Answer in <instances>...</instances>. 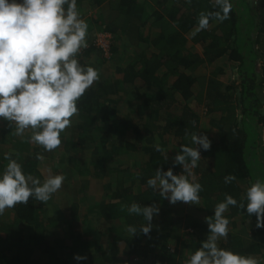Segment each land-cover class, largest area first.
Segmentation results:
<instances>
[{
    "label": "trees",
    "instance_id": "trees-1",
    "mask_svg": "<svg viewBox=\"0 0 264 264\" xmlns=\"http://www.w3.org/2000/svg\"><path fill=\"white\" fill-rule=\"evenodd\" d=\"M232 3L228 20H212L191 37L199 14L216 10L213 0H77L89 26L79 62L102 70L119 56L108 75L129 97L121 106L106 92L98 94L94 83L78 102L72 126L61 134L62 150L53 152L18 142L3 121L0 171L7 164L5 154L41 181L48 168L66 177L76 200L56 203L58 192L46 204L30 199L6 210L0 216V264H77L73 257L81 251L87 257L82 264H186L207 238L206 218L224 195L239 202L250 181L264 179V0ZM135 23L137 42L124 46V35ZM99 32L111 37L107 56L94 45ZM209 70L202 89L199 80ZM228 72L233 80L220 82ZM106 79L100 72L98 82L107 85ZM200 132L211 141L193 170L203 188L200 204H169L146 180L158 167L181 174L174 156L179 145L190 144L191 133ZM157 143L166 159L154 150ZM37 154L45 159L38 161ZM79 154L93 159L82 166L75 158ZM227 175L235 181L225 184ZM90 194L96 200L84 207ZM132 202L160 209L148 236L138 230L130 237L126 231L144 223L122 210ZM225 215L229 235L219 246L264 264V229L255 227V216L236 207ZM91 219L98 220L100 231Z\"/></svg>",
    "mask_w": 264,
    "mask_h": 264
},
{
    "label": "clouds",
    "instance_id": "clouds-1",
    "mask_svg": "<svg viewBox=\"0 0 264 264\" xmlns=\"http://www.w3.org/2000/svg\"><path fill=\"white\" fill-rule=\"evenodd\" d=\"M191 4V0H185ZM216 10L201 12L194 29L195 37L209 28L210 21L219 23L229 19L233 10L232 0H213ZM88 24L81 18L77 0H0V121L14 128L15 135L22 137L30 131L29 142L45 152H53L61 145V134L70 128L73 118L79 115L78 102L94 83L100 72L92 66H84L78 60L82 49L88 47ZM194 124V122H193ZM211 141L207 135L190 134V144L179 145L172 161L179 165L181 174L172 168H156L146 180L147 187L158 193L169 204L181 202L200 204L202 185L196 182L193 170L201 159L200 152L207 151ZM154 150L166 152L159 143ZM36 159L43 161L42 154ZM7 164L0 171V216L18 204L27 205L30 199L48 203L57 194L66 177L53 174L45 168L40 177L25 174L22 165L4 155ZM234 175L223 178L225 184L235 181ZM230 207L255 216V227L264 229V179L250 181L243 200L225 194L213 214L206 218L208 235L200 246L189 255L186 264H261L254 256H245L221 248L218 241L227 239L230 220L225 215ZM129 215L142 217L139 227L128 225L130 237L137 231L148 236L153 228V218L159 215L156 205L141 206L132 202L122 206ZM77 264L86 256L74 255Z\"/></svg>",
    "mask_w": 264,
    "mask_h": 264
},
{
    "label": "crops",
    "instance_id": "crops-1",
    "mask_svg": "<svg viewBox=\"0 0 264 264\" xmlns=\"http://www.w3.org/2000/svg\"><path fill=\"white\" fill-rule=\"evenodd\" d=\"M96 10L97 9H95V11ZM99 14L100 13H98L97 16ZM104 15H106L105 11H104ZM137 26L138 25H136V23H135V24H133V25L128 27V31H126V37L124 35V38H123V40L121 42L124 46L129 45V47H131V46H134L136 44L137 39H138ZM99 33H97L95 35V38H96V36ZM118 57L119 56L115 57L107 65H104L102 67V70L99 69L100 72L103 73L104 75H106V73H107V79L106 80H108V83H107V85H105L102 81L96 82L95 88H96V91L98 92V94H103L104 92H106L105 97H108L109 99L116 101L117 104H120L122 106V105H124L123 102L129 97L128 92L125 90L126 88L121 87L118 83L116 85H114V82H115L116 78L109 76L111 74L112 70L116 67V64H117V61H118ZM94 59L97 60V58H94ZM117 90H119V91H117ZM3 124H4L3 121H0V130L3 127ZM12 134H13L14 138L18 142H25L26 140L29 141V137L31 135L30 131H26L25 134L22 137L16 136L14 128L12 130ZM62 141L63 140H61V142ZM29 144H30V146H33L32 143L29 142ZM92 157L93 156L91 154H89V155L88 154L75 155V158L78 159V161L81 163L82 166H84V164L87 161V159L88 160H92L93 159ZM79 166H80V164H79ZM68 186H70V185H68L67 183L64 182L61 190L59 191V196L56 197V199H57L56 203L62 202V204L64 203V205H65V204H68V203L72 202L71 200H73V199L76 200L75 196H73L76 192L70 190L68 188ZM93 200H96V199L94 198L93 194L92 195L90 194L88 203H86L84 205V207L92 205L93 204ZM89 201H90V203H89ZM91 221H92V223H91L92 227L94 229L100 231L101 228L99 227L98 220L97 219H91ZM79 254L83 255V256L86 255L84 251H81Z\"/></svg>",
    "mask_w": 264,
    "mask_h": 264
},
{
    "label": "built area",
    "instance_id": "built-area-1",
    "mask_svg": "<svg viewBox=\"0 0 264 264\" xmlns=\"http://www.w3.org/2000/svg\"><path fill=\"white\" fill-rule=\"evenodd\" d=\"M110 35L105 34V33H99L95 40H94V45L96 48H98L103 55H108L109 53V47H110Z\"/></svg>",
    "mask_w": 264,
    "mask_h": 264
},
{
    "label": "rangeland",
    "instance_id": "rangeland-1",
    "mask_svg": "<svg viewBox=\"0 0 264 264\" xmlns=\"http://www.w3.org/2000/svg\"><path fill=\"white\" fill-rule=\"evenodd\" d=\"M210 71L211 70H209V71H207L206 73H205V75H204V77L203 78H201L200 80H199V83H200V88H205L206 87V82H207V79H209V77L211 76L210 74ZM208 75V76H207ZM220 82H230L231 80H233L232 79V75H231V73H226V75L225 76H222V77H220L219 79H218ZM214 134H216V133H214ZM59 149L61 150L62 149V144L59 146ZM179 206H178V208L180 209V210H183V204H178ZM182 206V207H181ZM184 212V211H183Z\"/></svg>",
    "mask_w": 264,
    "mask_h": 264
}]
</instances>
